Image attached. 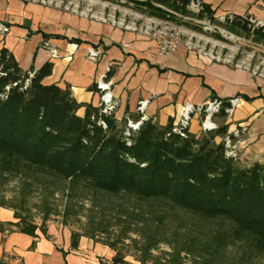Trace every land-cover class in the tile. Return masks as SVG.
I'll list each match as a JSON object with an SVG mask.
<instances>
[{
  "label": "trees",
  "instance_id": "trees-1",
  "mask_svg": "<svg viewBox=\"0 0 264 264\" xmlns=\"http://www.w3.org/2000/svg\"><path fill=\"white\" fill-rule=\"evenodd\" d=\"M130 1L153 17L177 21L176 14L194 15L264 45V25H254L250 16L221 18L200 0ZM52 72V63L24 71L7 48L0 51V156L5 172L10 165H26L76 187L135 199L140 208L124 220L143 226L141 239L129 236L136 231L129 228L116 241H95L114 250L112 264H130L119 248L126 240L137 245L139 264H222L230 246L245 261L264 257V163L244 165L239 156L227 154L228 125L199 136L188 128L181 135L172 120L160 126L147 118L131 130L128 120L140 121V112L119 123L115 113L78 102L70 87L45 84ZM113 74L110 68L105 79ZM219 117H225L224 110ZM15 218L24 234L46 232L45 225L16 211ZM217 222L228 227L217 230ZM82 237L93 239L73 233L74 248ZM160 244L169 251L154 256Z\"/></svg>",
  "mask_w": 264,
  "mask_h": 264
},
{
  "label": "crops",
  "instance_id": "crops-1",
  "mask_svg": "<svg viewBox=\"0 0 264 264\" xmlns=\"http://www.w3.org/2000/svg\"><path fill=\"white\" fill-rule=\"evenodd\" d=\"M200 1L212 5L219 17L232 14L250 16L257 23L264 20V0ZM0 24L8 28L0 33V51L7 48L24 71L52 63L53 72L44 83L70 87L80 103L100 105L96 86L113 68L119 123L126 115L135 117L142 102L145 118L160 126L172 120L178 126L186 105L200 107L213 97L226 101L240 97L233 118L224 124L228 132L238 125L247 127L236 139L242 164L264 163L263 74L215 61L184 43L162 57L154 37L22 0H0ZM200 121L195 113L189 127L197 136ZM194 123L199 130L192 129ZM17 221L11 208L0 205V264H112L114 250L93 239L82 237L74 248L67 226L52 224L45 233L38 230L37 236H29L19 231Z\"/></svg>",
  "mask_w": 264,
  "mask_h": 264
},
{
  "label": "rangeland",
  "instance_id": "rangeland-1",
  "mask_svg": "<svg viewBox=\"0 0 264 264\" xmlns=\"http://www.w3.org/2000/svg\"><path fill=\"white\" fill-rule=\"evenodd\" d=\"M42 7H50L104 23L120 25L130 31L154 37L159 43L162 39H173L180 44L202 51L215 61L228 63L235 67H247L264 76V45L254 42L252 38L235 35L216 23L200 20L194 15L176 14L178 20H163L151 16L130 0H22ZM222 18V17H221ZM256 26L264 25V20ZM177 47V48H178ZM113 69V68H112ZM228 122L225 118H216L218 125ZM199 130L198 125H192ZM201 129V128H200ZM203 132H200V135ZM0 156V204L14 206L23 218L47 226L62 224L72 233L89 235L94 241H116L125 230L133 239H141V224H134L132 218L124 220L133 210L140 208L135 199L113 196L91 190L86 185L73 186L69 181L50 175L38 168L26 165H10V172L4 171ZM5 166V165H4ZM145 212L147 208L143 207ZM159 212H162L159 210ZM177 215L181 212H176ZM188 219H193L187 217ZM127 221L129 223H127ZM194 221V219H193ZM130 224L133 226L130 227ZM174 224L170 222L169 228ZM217 230L226 229L223 223L213 224ZM119 245L127 261L139 263L137 245L126 240ZM169 251V246L160 244L153 251L160 256ZM222 264H264V257L245 261L235 247L224 251Z\"/></svg>",
  "mask_w": 264,
  "mask_h": 264
},
{
  "label": "built area",
  "instance_id": "built-area-1",
  "mask_svg": "<svg viewBox=\"0 0 264 264\" xmlns=\"http://www.w3.org/2000/svg\"><path fill=\"white\" fill-rule=\"evenodd\" d=\"M199 4L194 5V9L198 10ZM8 30L5 25L0 24V33H4ZM178 47V44L173 39H162L159 43L158 55L159 56H168L172 54ZM92 56L95 57V53L91 52ZM110 70V69H109ZM106 75L104 79H102L97 84V90L100 94L101 103L99 106L102 107L103 113L105 114H113L117 111L118 102L113 95L112 92V81L111 78L106 80ZM227 105L224 104V101L218 98L211 99L207 101L205 104L200 107H195L194 105H186L182 117L178 126L175 128V132L184 135V129H188L192 122L193 115L195 113L200 114V128L203 133L215 131L218 129L219 125L216 123V118L225 111V118L230 120L233 118L236 108L240 105L241 99L240 97H235L233 99L227 100ZM146 106L145 102H142L139 107V111L141 114ZM143 115V114H142ZM145 116L143 115L140 121L134 122L132 120H128V128L131 130H137L139 125L144 121ZM247 131V127L244 125H238L236 128L229 132V135L225 138V145L227 148V154L233 157H238L239 152L236 146V139H238L243 133Z\"/></svg>",
  "mask_w": 264,
  "mask_h": 264
}]
</instances>
